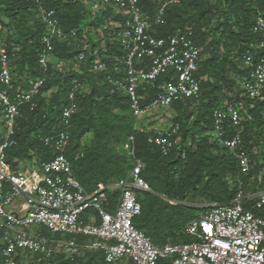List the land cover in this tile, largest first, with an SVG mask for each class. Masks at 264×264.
<instances>
[{
	"label": "trees",
	"instance_id": "16d2710c",
	"mask_svg": "<svg viewBox=\"0 0 264 264\" xmlns=\"http://www.w3.org/2000/svg\"><path fill=\"white\" fill-rule=\"evenodd\" d=\"M162 1L140 0L143 15L151 21ZM40 2L42 8L55 12L65 32L74 30L76 36L53 43L52 58L44 74L37 64L40 37L46 31L38 18V5L27 0H0V39L4 40L10 57L13 55L14 88L26 89L30 79L46 78L33 101L34 110L23 108L17 119V144L7 152V161L13 168L27 160L41 163L49 159L50 152L40 138L54 132L67 95L78 82L85 87L77 94L78 111L71 120L67 156L73 175L91 193L98 185L125 179L135 160H139L143 165L141 177L149 191L136 194L140 215L133 224L153 245L191 241L183 234L184 228L198 213L212 206L194 208L185 205L189 201L201 199L212 205L229 204L239 182L244 192L264 190V94L261 99L251 100L240 88V82L248 76L240 57L262 39L256 31L255 18L257 13L264 12V0H184L166 10L163 25L149 29L157 38L171 36L178 30H191L195 44L201 48L196 74L200 80L199 99L194 104L181 101L166 108L174 113L167 121L168 126L178 124L180 135L179 147L172 148L167 155L146 142L147 133L136 129L137 120L130 112L127 98L108 83L109 77L119 76L118 60L124 55L116 40V32L125 20L120 8L111 3L92 14L79 0ZM81 52L85 59L77 65L75 57ZM95 60L103 62L106 70L92 71ZM60 61L66 64L59 68ZM158 92L138 91L143 104ZM225 101L241 108L238 130L241 148L249 154L248 175L240 174L234 153L218 146L210 136L211 112ZM87 135L90 139L84 144L82 140ZM125 143L131 149V157L118 149ZM245 177L251 181L242 182ZM108 196L114 201L118 194L113 192ZM251 204L247 200L245 206ZM14 264L38 263L17 257ZM39 264L104 262L102 252L95 251L72 258L56 254Z\"/></svg>",
	"mask_w": 264,
	"mask_h": 264
},
{
	"label": "built area",
	"instance_id": "2783aa9c",
	"mask_svg": "<svg viewBox=\"0 0 264 264\" xmlns=\"http://www.w3.org/2000/svg\"><path fill=\"white\" fill-rule=\"evenodd\" d=\"M27 1L38 5V18L46 29L40 37L41 50L37 55V64L45 74L53 43L73 39L76 32H65L55 12L42 8L40 0ZM183 1L163 0L150 21L142 13L140 0H92V14L112 3L125 16L116 32V40L124 53L118 60L119 76L109 77L108 83L127 98L136 120L147 118L153 110L169 108L173 103L194 104L199 99L200 80L196 74L201 48L195 44L192 31L178 30L161 38L149 33L151 26L164 24L169 7ZM255 20L256 31L262 39L240 57L248 71L240 88L251 100L261 99L264 94V12L257 13ZM12 57L0 39V264H14L17 257L39 264L56 254L72 258L95 251L102 252L104 264H264V190L248 195L239 182L229 204L212 205L186 225L183 234L190 242H167L163 246L153 245L133 224L140 215L136 194L149 191L141 177L143 165L139 160H135L125 179L98 185L91 193L86 192L75 179L67 156L71 120L78 111L77 94L84 89L83 83L72 85L56 129L40 138L50 152L49 159L41 163L27 160L13 168L7 161V152L17 144V119L23 108L34 110L33 101L46 78L30 79L26 89L14 88ZM84 59L81 52L75 62L80 65ZM65 64L60 61L57 66ZM91 68L94 72L106 70L99 60ZM140 89L159 92L143 104ZM227 96L230 98L231 93ZM240 110V106L229 101L214 108L210 136L218 146L234 153L240 174L248 175L249 154L241 148L238 130ZM136 129L147 133L146 142L157 147L162 155L179 147L178 124L162 129ZM118 189L120 193L111 201L108 193ZM247 200L252 204L245 206Z\"/></svg>",
	"mask_w": 264,
	"mask_h": 264
},
{
	"label": "rangeland",
	"instance_id": "374dc122",
	"mask_svg": "<svg viewBox=\"0 0 264 264\" xmlns=\"http://www.w3.org/2000/svg\"><path fill=\"white\" fill-rule=\"evenodd\" d=\"M80 3H82L85 7H87V10H89L92 13L91 10V5H92V0H79ZM74 69H77V67H71ZM174 113L170 109H159V110H153L152 114H150L147 118H144L142 120H137L136 121V127L140 128L142 130H146L148 128L150 129H162L168 126V119L173 117ZM90 139V135H87L82 142L84 144H88ZM126 157H131V149L129 148L128 144H123L120 145L118 148ZM31 167L27 165V170H30ZM242 182L248 183L251 181V178L245 177L241 179ZM262 189L256 190L255 192L261 191ZM117 194L120 193V189L115 191ZM255 192H251L249 190H245L246 194H253ZM185 205L194 207V208H209L212 206L210 203H206L201 199H195L192 201H189L188 204L186 203Z\"/></svg>",
	"mask_w": 264,
	"mask_h": 264
}]
</instances>
